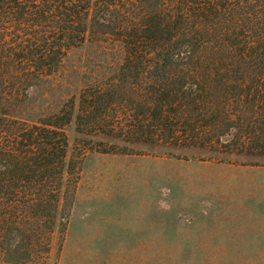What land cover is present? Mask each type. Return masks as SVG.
Instances as JSON below:
<instances>
[{
    "label": "trees",
    "instance_id": "1",
    "mask_svg": "<svg viewBox=\"0 0 264 264\" xmlns=\"http://www.w3.org/2000/svg\"><path fill=\"white\" fill-rule=\"evenodd\" d=\"M95 37L121 41L125 57L82 89L80 131L264 156V0H0V264H48L66 228L63 127L76 101L34 122L19 112Z\"/></svg>",
    "mask_w": 264,
    "mask_h": 264
},
{
    "label": "rangeland",
    "instance_id": "2",
    "mask_svg": "<svg viewBox=\"0 0 264 264\" xmlns=\"http://www.w3.org/2000/svg\"><path fill=\"white\" fill-rule=\"evenodd\" d=\"M124 57L125 48L119 40L87 39L68 50L59 71L34 82L19 112L20 117L34 122L59 112L71 98L76 101L73 118L63 127L68 136L67 162L72 171L65 173L63 209L64 215L68 212L70 215L66 228L57 227L54 233L48 264H59L64 250L65 264L95 261L114 264L112 261L123 257L147 256L148 245L76 243L74 236L81 232L78 223L84 218V211L94 217L95 227L105 226L100 218L106 216L109 208L122 206L119 201L123 193L127 194L125 189L159 188L167 191L163 192V198L169 200L171 188L186 187L223 189L227 195L232 194L227 199L240 203L235 211L237 219L233 221L236 231L240 232L245 225L253 228L257 225L260 229L257 235L250 232L245 237L248 242L205 245L210 254H195L189 264H264V156L164 143H131L78 129L76 115L82 89L107 80L121 67ZM101 141L108 146L112 143L127 146L129 150L101 152L98 150ZM74 185L77 189L72 196ZM110 193L112 199L106 200L104 197ZM159 246L162 264H172V245ZM216 248L220 251L219 258H214ZM81 249L83 254H76Z\"/></svg>",
    "mask_w": 264,
    "mask_h": 264
},
{
    "label": "crops",
    "instance_id": "3",
    "mask_svg": "<svg viewBox=\"0 0 264 264\" xmlns=\"http://www.w3.org/2000/svg\"><path fill=\"white\" fill-rule=\"evenodd\" d=\"M125 192L127 194L123 193L119 201L122 206L104 211L106 216L100 219L105 226L95 227L94 217L90 218L84 211L86 214L78 223L81 232L74 236L75 242L82 244L148 245L147 256L123 257L112 261L114 264H162V246L159 245L164 244L172 245V264H189L195 254L209 253L205 245L248 242L245 237L250 232L257 235L260 230L257 225L254 228L245 225L240 232L236 231L233 221L237 219L235 211L239 202L233 198L228 200L227 196L232 194L227 195L223 189L171 188L169 200L163 198V192L167 191L159 188H128ZM111 194L104 198L112 199ZM218 249L214 250V258H219ZM83 252L81 249L76 254ZM64 254L65 250L59 264H65Z\"/></svg>",
    "mask_w": 264,
    "mask_h": 264
}]
</instances>
